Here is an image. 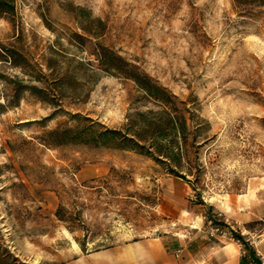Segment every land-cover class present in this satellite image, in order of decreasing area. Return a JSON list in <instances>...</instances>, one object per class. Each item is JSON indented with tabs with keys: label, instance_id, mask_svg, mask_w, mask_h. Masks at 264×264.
Returning a JSON list of instances; mask_svg holds the SVG:
<instances>
[{
	"label": "rangeland",
	"instance_id": "1",
	"mask_svg": "<svg viewBox=\"0 0 264 264\" xmlns=\"http://www.w3.org/2000/svg\"><path fill=\"white\" fill-rule=\"evenodd\" d=\"M15 7L0 17V264H54L78 247L170 233L178 224L168 196L206 205L264 179V0ZM99 52L124 58L209 122L196 189L181 191L185 181L133 151L45 142L79 123L71 114L122 127L160 108L105 69ZM30 86L48 90V100Z\"/></svg>",
	"mask_w": 264,
	"mask_h": 264
},
{
	"label": "crops",
	"instance_id": "2",
	"mask_svg": "<svg viewBox=\"0 0 264 264\" xmlns=\"http://www.w3.org/2000/svg\"><path fill=\"white\" fill-rule=\"evenodd\" d=\"M181 191L189 185L178 183ZM170 217L177 228L160 236H144L83 251L54 264H259L264 253V179L250 182L242 194L209 204H192L183 194L168 196ZM211 214L244 240L243 246L229 238L208 240L203 234L206 215ZM176 227V226H175ZM254 237L255 243H248ZM60 253V252H58Z\"/></svg>",
	"mask_w": 264,
	"mask_h": 264
},
{
	"label": "trees",
	"instance_id": "3",
	"mask_svg": "<svg viewBox=\"0 0 264 264\" xmlns=\"http://www.w3.org/2000/svg\"><path fill=\"white\" fill-rule=\"evenodd\" d=\"M15 1L0 0V17L16 11ZM98 55L105 69L134 80L149 97L159 101L160 108L137 113L122 127H107L78 113L71 114L73 118H78L79 123L73 128H58L48 132L45 142L50 146L76 143L133 151L153 160L169 175L181 178L196 189L195 182L201 172L198 139L207 131L209 122L196 115L186 102L173 101L165 87L155 84L124 58L113 52H99ZM30 89L37 91L40 99L48 100V90L34 86H30ZM206 217L208 220L213 218L211 208Z\"/></svg>",
	"mask_w": 264,
	"mask_h": 264
},
{
	"label": "built area",
	"instance_id": "4",
	"mask_svg": "<svg viewBox=\"0 0 264 264\" xmlns=\"http://www.w3.org/2000/svg\"><path fill=\"white\" fill-rule=\"evenodd\" d=\"M213 218L207 220V226H205L203 230V234H205V237L210 240V239H215L217 237H222V238H229L232 241L236 242L239 246H243L244 240L242 239L241 236H239L237 233H234L228 226L227 224L221 222L218 220L217 217L212 216ZM264 223V220H263ZM248 243L251 245H254L255 239L254 237L250 238L248 240ZM259 264H264V253L260 254V260Z\"/></svg>",
	"mask_w": 264,
	"mask_h": 264
}]
</instances>
